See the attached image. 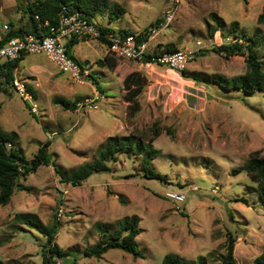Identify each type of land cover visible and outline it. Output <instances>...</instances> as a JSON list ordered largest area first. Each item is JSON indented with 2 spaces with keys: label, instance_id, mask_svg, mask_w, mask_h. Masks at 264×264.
Returning a JSON list of instances; mask_svg holds the SVG:
<instances>
[{
  "label": "rangeland",
  "instance_id": "1",
  "mask_svg": "<svg viewBox=\"0 0 264 264\" xmlns=\"http://www.w3.org/2000/svg\"><path fill=\"white\" fill-rule=\"evenodd\" d=\"M106 1L118 3L123 12L109 20L103 6L92 19L135 32L154 27L174 4L172 0ZM175 5L173 19L151 44L196 51L185 69L197 79L167 65L116 56L112 69L96 62L112 55L106 43L81 38L73 54L102 90L96 107L65 108L54 97L77 102L94 96L92 78L74 81L41 53H27L19 62L14 76L32 87L36 110L30 111L29 103L8 85L9 93L0 91V126L16 131V146L25 158L33 157L39 144L49 139L57 165L62 171L72 170L97 157L109 135H146L157 123L160 132L152 143L159 153L151 164L164 179L145 176L135 153H120L108 161L109 170L94 171L80 184L63 181L51 163L39 165L20 177L29 189H15L10 201L0 204V264H43L46 237L16 221L19 211L34 212L48 224L59 219L55 241L71 252L54 257V264H161L170 252L181 255L185 264H225L221 255L228 232L237 237L235 264H255L254 257L264 251V202L255 181L241 167L250 152L264 154V89L250 93L222 89L213 76L243 73L244 55L225 56L212 50L234 28L257 38L255 48L264 66V22L257 20L264 12V0H179ZM213 14L222 19L220 24ZM26 21L17 0H0V35L10 23ZM213 26L217 29L211 32ZM134 70L146 81L137 95L139 109L131 115L123 78ZM167 190L183 191L188 198L175 202L165 196ZM132 214L139 216L136 239L143 256L134 257L121 248H110L100 256L84 255V248ZM201 257L204 263L199 262Z\"/></svg>",
  "mask_w": 264,
  "mask_h": 264
},
{
  "label": "trees",
  "instance_id": "2",
  "mask_svg": "<svg viewBox=\"0 0 264 264\" xmlns=\"http://www.w3.org/2000/svg\"><path fill=\"white\" fill-rule=\"evenodd\" d=\"M65 4L71 8H77L85 12L88 17L101 10L103 6L108 9V18L113 20L123 12V8L116 2L107 4L106 0H17V7L23 11L27 16L26 22L20 24L10 23L6 32L0 35V45H2L9 37L19 36L26 32H34L38 25L45 20L48 24H55L58 21L59 11ZM216 23L220 24L222 19L213 14ZM257 20L264 22V12H261ZM158 22L155 21V23ZM154 23V24H155ZM107 26H102V29ZM47 28V26H45ZM217 26H213L211 32L215 31ZM123 34L133 33L137 37L144 38L149 29L135 32L130 29H118ZM234 35H241L243 41L220 43L214 45L212 50L215 52L229 56L232 54L244 55L246 69L243 73L225 76L217 73L213 76V81L216 82L222 89H242L245 92H253L258 89H264V66L263 61L258 55L255 48L257 38L254 36H245L239 34L237 30H229ZM89 37H82L87 39ZM101 41L108 44L106 39L99 37ZM79 41L76 37H72L67 42V52L70 56L78 60L72 53L74 45ZM164 50H173L174 46L166 44L163 46ZM27 53H21L13 59H4L0 61V91L9 93L7 86L14 77V71L19 62ZM96 62L106 64L110 68H114L117 60L110 54H105L101 58H97ZM83 65V64H82ZM181 75L185 77L196 78L190 74L185 68L179 69ZM92 78V83L96 88L102 90L98 86L97 79L89 73ZM197 79V78H196ZM146 81V77L134 70L127 73L123 78V88L125 89L124 99L128 101V110L131 115L139 109L138 93L141 91ZM26 87L34 94L32 87L26 83ZM54 101L61 103L65 108H75L76 101L69 100L57 96ZM29 110L32 111L29 107ZM33 112V111H32ZM150 134L130 133L127 135H109L105 141L99 146L98 156L92 160L85 161L79 164L72 170L62 171L55 162V157L49 150L50 140L42 141L33 157L25 158L18 147L16 146V131H8L0 126V204H6L10 201L15 189H29L27 185L20 181V177L25 178L30 172L35 171L41 164L51 163L54 169L60 174L63 181L72 184H80L82 180L88 177L92 172L99 170H109L108 161L116 160L120 153H135L140 155L139 163L143 170V174L148 177H156L164 179V174L154 169L151 160L159 153V149L153 146L152 140L160 132L157 123L150 127ZM144 138L146 140H144ZM256 183V189L260 199L264 202V154L259 150L250 152L245 162L241 166ZM246 202V199L241 197ZM120 201H124L120 198ZM14 219L20 223L26 224L45 235V245L41 248L43 264H54V257L63 258L67 256L71 250L70 248H62L55 241L56 234L59 228V219L54 218L51 224L44 223L36 213L19 211L14 215ZM139 216L132 214L124 216L120 221L118 227L110 234H102V236L92 245L84 248L83 253L86 256H100L110 248H121L130 252L134 257L143 256V251L138 247L136 235L139 233ZM125 231V232H124ZM236 236L231 232L227 233L225 243V253L221 255V259L225 264H235L233 256L234 243ZM199 262L204 263L205 258L201 257ZM255 264H264V251L254 257ZM161 264H185L184 258L175 252L166 253Z\"/></svg>",
  "mask_w": 264,
  "mask_h": 264
},
{
  "label": "built area",
  "instance_id": "3",
  "mask_svg": "<svg viewBox=\"0 0 264 264\" xmlns=\"http://www.w3.org/2000/svg\"><path fill=\"white\" fill-rule=\"evenodd\" d=\"M174 3L165 13L164 18L149 29L144 38H138L136 34H123L118 29L111 27L102 29V26L88 17L84 11L71 8L62 4L58 21L55 24H48L45 20L34 32H26L19 36L9 37L0 45V61L13 59L21 53H41L45 54L57 68L66 73L74 81H83L85 76H89V69L80 64L67 52V42L72 37L81 39L82 37L97 38L103 37L107 41V47L111 54L116 57L133 59L140 62H155L167 65L174 69L186 68L187 63L196 55V51L185 49L164 50L159 44H151L155 35L165 27L174 17L176 12L175 3L179 0H172ZM47 26V28H45ZM241 42V35L234 33L227 34L220 43ZM19 95L25 99L31 110H36V102L33 93L26 87L24 81L16 76L8 83ZM94 96H87L76 102V106L96 107L98 91ZM165 196L175 202L181 203L188 198L183 191H165Z\"/></svg>",
  "mask_w": 264,
  "mask_h": 264
},
{
  "label": "crops",
  "instance_id": "4",
  "mask_svg": "<svg viewBox=\"0 0 264 264\" xmlns=\"http://www.w3.org/2000/svg\"><path fill=\"white\" fill-rule=\"evenodd\" d=\"M99 24H100V23H99ZM100 25H101V26H106V25H103V24H100ZM108 27H110V26H108ZM111 28H112V27H111ZM118 28L120 29L121 27L118 26L117 28H113V29H118ZM130 30H132V29H130ZM79 40H80V39H79ZM72 53H73V51H72ZM76 56H77V55H75V57H76ZM76 58H77L78 60H80V58H79L78 56H77ZM80 61H81V60H80ZM81 63H82V62H81ZM186 199H187V198H186Z\"/></svg>",
  "mask_w": 264,
  "mask_h": 264
}]
</instances>
